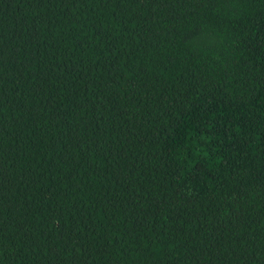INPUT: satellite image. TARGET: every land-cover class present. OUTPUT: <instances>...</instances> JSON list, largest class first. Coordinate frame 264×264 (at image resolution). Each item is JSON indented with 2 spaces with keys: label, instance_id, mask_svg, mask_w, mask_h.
I'll list each match as a JSON object with an SVG mask.
<instances>
[{
  "label": "trees",
  "instance_id": "16d2710c",
  "mask_svg": "<svg viewBox=\"0 0 264 264\" xmlns=\"http://www.w3.org/2000/svg\"><path fill=\"white\" fill-rule=\"evenodd\" d=\"M0 264H264V0H0Z\"/></svg>",
  "mask_w": 264,
  "mask_h": 264
}]
</instances>
